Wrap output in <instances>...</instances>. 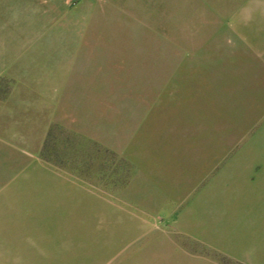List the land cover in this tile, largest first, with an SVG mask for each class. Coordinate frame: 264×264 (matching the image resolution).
I'll use <instances>...</instances> for the list:
<instances>
[{
    "label": "rangeland",
    "instance_id": "rangeland-1",
    "mask_svg": "<svg viewBox=\"0 0 264 264\" xmlns=\"http://www.w3.org/2000/svg\"><path fill=\"white\" fill-rule=\"evenodd\" d=\"M31 6L34 30L24 39L40 44L34 73L55 87L39 166L41 190L53 191L41 193L49 203L39 211L0 208V264H122L127 254L113 261L111 241L101 248V201L109 203L104 210L112 201L132 211L140 200L150 203L142 173L150 155L186 148L175 143L200 136L203 111L237 105L233 90L224 91L231 67L222 63L230 57L227 42L241 38L224 31L260 26L256 2L32 0Z\"/></svg>",
    "mask_w": 264,
    "mask_h": 264
},
{
    "label": "crops",
    "instance_id": "crops-1",
    "mask_svg": "<svg viewBox=\"0 0 264 264\" xmlns=\"http://www.w3.org/2000/svg\"><path fill=\"white\" fill-rule=\"evenodd\" d=\"M255 2L260 26L224 31L241 38L227 42L230 57L222 63L231 67L223 90H233L237 105L203 111L200 136L175 143L186 148L150 155L142 170L150 203L140 200L132 211L112 201L104 210L101 201V248L105 240L114 244L113 261L126 253L122 264H264V0ZM31 4L0 0V208L17 213L39 211L49 203L41 193L53 191L41 190L39 166L55 87L34 73L39 41L24 39L37 15Z\"/></svg>",
    "mask_w": 264,
    "mask_h": 264
}]
</instances>
